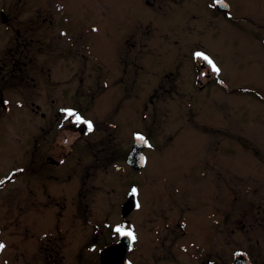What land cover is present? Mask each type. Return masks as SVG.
Wrapping results in <instances>:
<instances>
[{"label":"rangeland","instance_id":"obj_1","mask_svg":"<svg viewBox=\"0 0 264 264\" xmlns=\"http://www.w3.org/2000/svg\"><path fill=\"white\" fill-rule=\"evenodd\" d=\"M217 4L0 0V264H61L44 259L55 228L72 263L83 219L129 192L139 215L181 202L186 246L217 206V263L264 264V0Z\"/></svg>","mask_w":264,"mask_h":264},{"label":"flooded vegetation","instance_id":"obj_2","mask_svg":"<svg viewBox=\"0 0 264 264\" xmlns=\"http://www.w3.org/2000/svg\"><path fill=\"white\" fill-rule=\"evenodd\" d=\"M21 47H24V43ZM204 62L207 61L204 60ZM207 64L211 66L208 62ZM13 174L16 175V173ZM8 175L11 176L10 180L14 179L12 174ZM5 177L0 180V187H5L10 183V180ZM128 195L130 192L124 195L125 200ZM135 201L136 207L125 215L121 214L124 203L122 200L118 216L110 217V219L106 217L104 220L93 216L90 217L91 219H83L85 232L82 241L84 246L79 248V252L75 254L70 264H218L217 206L214 219L210 222L207 231L205 229L206 234L205 232L204 235H202L203 232L199 233V241L194 242L192 246H186L183 243L186 227L193 229V226L184 221V205L181 202L169 201L155 207L146 205V214L139 215L138 212L142 206L136 196ZM118 227L125 232L131 231L136 237L135 240L117 232ZM58 231V228H55L54 235L50 234L52 232L40 235L48 245L43 249L46 253L44 259L59 260L63 264L64 245L58 246L57 241L60 236ZM57 232L58 235H56ZM122 241L129 242L124 249L118 247ZM177 252L183 253L184 262H179L180 255H177ZM103 253L107 255L105 259L102 257ZM53 254L57 258L55 256L51 258Z\"/></svg>","mask_w":264,"mask_h":264},{"label":"water","instance_id":"obj_3","mask_svg":"<svg viewBox=\"0 0 264 264\" xmlns=\"http://www.w3.org/2000/svg\"><path fill=\"white\" fill-rule=\"evenodd\" d=\"M225 5L223 3H218L216 6L217 10H225ZM1 110L4 112L6 110V103L4 101L0 102ZM139 137H142L139 134H136L132 140V146L125 156V163L127 166L131 167L133 170H139L144 164V158L141 154V150L146 147L147 142L145 139L141 140ZM136 207L134 201V196L130 195L126 198L122 206V215H125L131 209ZM128 241H122L118 247L124 249L128 245ZM107 255L103 253L102 257L105 259ZM234 264H250L244 260H236Z\"/></svg>","mask_w":264,"mask_h":264},{"label":"snow or ice","instance_id":"obj_4","mask_svg":"<svg viewBox=\"0 0 264 264\" xmlns=\"http://www.w3.org/2000/svg\"><path fill=\"white\" fill-rule=\"evenodd\" d=\"M217 3H223V0H217ZM198 56H203V58L209 63L212 65V68L214 71H219V69L216 67V65L207 57V56H204L202 53H197ZM68 115L71 116L73 115L72 111L71 110H68ZM82 120V118L79 116V115H76V121L80 122ZM84 123H87L88 125V131H92L93 130V126L91 124V122H88V121H84ZM139 139L143 140L144 138L143 137H139ZM136 190L133 189V192H135ZM117 232H119L121 235H126V236H129L131 237L133 240H135V235L131 232V231H128V232H125L122 228H117L116 229ZM5 247V245H3V243H0V250H2L3 248Z\"/></svg>","mask_w":264,"mask_h":264}]
</instances>
